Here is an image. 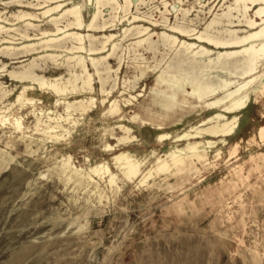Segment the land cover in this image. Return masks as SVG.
<instances>
[{
    "label": "rangeland",
    "instance_id": "374dc122",
    "mask_svg": "<svg viewBox=\"0 0 264 264\" xmlns=\"http://www.w3.org/2000/svg\"><path fill=\"white\" fill-rule=\"evenodd\" d=\"M89 1L71 0L68 6L82 5L85 23L80 33L86 37V49L73 54L41 45L47 39L42 33L55 35L56 28L36 1L0 0V264H264V139L259 136L264 127V77L250 88L248 107L237 114L238 128L226 142L208 135L182 138L216 113H224V106L208 108L187 95L184 98L195 109L178 107L162 126L141 124L152 104L160 110L175 92L181 101L182 89L191 92L188 81L195 76L211 73L243 81L220 70L194 75L180 67L179 47L164 44L161 35L196 42L168 27L184 25L204 32L214 14L222 13L231 0L223 8L222 0H167V7L162 0L139 5L134 1L127 13L105 11L98 21L99 26L106 23L105 30L92 31L86 25L97 9L96 0ZM181 9L189 14L183 15ZM23 13L37 18L23 21L19 19ZM132 16L143 19L131 22ZM66 24L64 18L59 26ZM222 26L229 28L226 21ZM139 27L149 28V33L137 34ZM209 34L225 37L215 30ZM110 35L114 38L104 52L90 54L89 40L101 48ZM143 39L147 41L136 44ZM206 47L213 50V59L223 51ZM78 56L93 76L91 91H83V78H76L82 74L78 59L69 61ZM90 58L101 59L98 73ZM259 71L264 72V63ZM27 74L33 79L22 80ZM176 79L179 83L173 85ZM217 80L211 83L216 85ZM50 85L67 92L57 93ZM223 96L220 91L206 100ZM115 107L120 109L113 112ZM46 125L58 128L52 132ZM195 141L215 142L207 149L209 165L195 162L197 171L188 174L173 167L157 169L160 158L167 159ZM121 153L139 165L138 176H127L124 164L115 163L114 157ZM98 165L108 167L109 173L92 172Z\"/></svg>",
    "mask_w": 264,
    "mask_h": 264
},
{
    "label": "bare ground",
    "instance_id": "6f19581e",
    "mask_svg": "<svg viewBox=\"0 0 264 264\" xmlns=\"http://www.w3.org/2000/svg\"><path fill=\"white\" fill-rule=\"evenodd\" d=\"M34 1L37 2L36 7L38 6L39 10H44L42 12V15L46 18H51L49 20V22L54 24V26L56 28L55 35H49V32H43L42 33V35L46 36L47 39L44 40L43 43H41V45L44 44L46 46V48H49V50L52 48H63L68 53L70 52L73 54L81 53L82 51H84L86 49L84 46V41H85L86 37L82 33H80V31L85 27L83 14H82V5L73 3L72 7H68L69 4L71 3V0H34ZM90 1H92V0H90ZM123 1H124V5H121L117 0H96L97 11L93 14L90 22L86 25L87 29L89 31H92L95 29L96 30L97 29L105 30L106 23H104L102 26L98 25V21L105 11H109V13L118 14L119 11L124 10L123 12L127 13L130 11V8L134 5V1L138 5L145 2V0H123ZM222 1H223V3H222L223 4L222 8H223L226 5L225 3L229 0H222ZM18 2L20 3L21 1H18ZM162 3L164 4L165 7L168 6L167 0H162ZM29 4H31V3H29ZM52 5H55V6H52ZM31 6H33V5H31ZM180 11L183 12V15L187 16V14H189V10H187V9H181ZM60 12H62L60 15L53 16L54 14L60 13ZM166 12H168V11H166ZM144 15H146V14H144ZM214 15H215V17L213 16L214 19L207 25V27H205L206 30L204 32H198L196 30L188 29V28L184 27V25L183 26L174 25V26L168 27L170 32H172L178 36L190 38V40H194L196 42H187L186 40L182 41L177 36L170 35L166 32H163L161 35H162V38L164 39V41L166 42L164 44L168 43V44H170L169 46H171L172 48L173 47H179L180 50L177 52L176 55H177V58L179 60L178 63H180L179 64L180 67L189 68L192 71L191 73H194V75L196 73H199V72L203 73L204 71H210L211 72L212 70H220L223 73H230L231 75L237 74V75H239L240 79L243 81L240 82V81H232V80L222 79V78H219L218 76H212V74L210 72L209 73L211 75L208 73L209 75H207V77H205V78L195 76L193 79H191V81H188L189 84L192 85V91L191 92H189L185 88H183L182 92H181V93H183V95H182L183 99L181 101L178 100V98H177L179 96V94H177V92H175L173 94V97H172L173 100L168 102L169 104L161 105L160 110H158V106H156V104H152L151 107H154V108L151 110H147V112H146L147 118L142 120V123H141L142 125H149L151 122H154V123H157L158 126H162V125H164V123H166V121H168L169 119H172L177 114V108L178 107L189 106L190 109H195L196 106L193 105L192 103L189 104L187 102L188 100L186 98H184V96L187 95V96H191L194 99H197L201 103L204 102L206 104V107H208V108H218V107L224 106V110H223L224 113H221V112L216 113L215 116L209 118L208 120H205L203 122V124L199 125L198 127L192 128L191 131L189 133H186L185 135H183L182 138H198L199 136L201 137L202 135H208V136H211L214 138H223L222 141L226 142V138L231 137L232 135L235 134L236 129L238 128V125H239V123H238L239 122V116L237 114L240 113L242 110H245L248 107V104L250 102V88L252 86H254L260 79H262L264 77V72L260 73V71H259L260 67L262 66V63H264V0H231V2L227 6H225V9L222 10V13H220V14L216 13ZM128 16H130V15H128ZM149 17H150V15H149ZM35 18H37V16L30 14V13H23L21 16H19V19H21L23 21H26L28 19H35ZM64 18H65V20L67 19V24L64 27L66 30H64V28H60V26H59V23ZM115 18L116 17L114 16V19ZM151 18H153V17L151 16ZM139 19H141V18H139L138 16H132L131 22L132 21L133 22L139 21ZM164 21L167 22L169 20L167 18H164ZM223 21L227 22V26H225V27H229V28H224V26H222ZM28 24L31 27L33 26V24H31V23H28ZM166 25L167 24H165V26ZM34 26H35V24H34ZM220 26H221V29L218 28ZM239 27H241V28L238 29ZM139 28L140 29H139V31L137 30L138 31L137 34H143V36H144V35L149 33V28H142V27H139ZM5 29H4V31H5ZM6 30H8V29H6ZM134 30H133V33H134ZM211 30H215L218 33V35H220V36L225 35V37L222 38L219 36L211 35V34H209V31H211ZM0 31L2 32V27H0ZM5 32H7V31H5ZM59 35H62V36L60 37ZM21 36L24 37L23 35H21ZM50 36H52V37H50ZM91 36H88V37L90 38ZM10 38H11V36H10ZM28 38H30V37H28ZM93 38H94V36H93ZM113 38H114L113 35L106 37V41L102 43L101 48H95L93 46L92 40H89L91 42V47L89 46L90 49L88 48L90 51V54L95 55V54H99V53L104 52L106 50V47L109 44L110 40H112ZM144 41H147V40L143 39L142 41L141 40L136 41V44L140 45ZM68 42L71 43L70 46L67 45ZM113 45L114 46H112L113 49H112L111 54H114V50L116 48V44H113ZM205 45L210 46V47L215 48V49L223 50V51L219 52L218 56L213 59V58H211V56L213 54V50L209 49ZM29 46H31V45H29ZM25 48H27V47H25ZM6 49L9 50V47H7ZM10 49H12V48H10ZM20 49H21V47H20ZM29 49H31V48H29ZM29 49H27V50H29ZM15 53L17 54L16 51H15ZM45 55H48V54H45ZM55 56L52 54H49L46 57H50L51 59H53ZM77 59H78L77 66L79 65L82 68V74L80 77L77 76L76 78H78V79L83 78V80H82L83 81V91L86 89L91 91L92 90L93 76L89 72L88 67L85 64V61L83 60V58L81 56L80 57L79 56L78 57H71V58H69V61H73V60H77ZM90 59H91L92 65L96 68V71L98 73L101 59H98V58H90ZM203 59H206V60L204 61ZM102 60H103V58H102ZM34 63H35V61H34ZM31 68H33V67H31ZM183 70H185V69H183ZM237 71H239V72H237ZM102 73H104V72H102ZM13 75L15 76L14 73H13ZM101 76H100V78H101ZM117 78H119V77H117ZM182 78H186V79L190 80L189 77H187V76L182 77ZM214 78L218 79L217 80L218 82L216 85L212 84V83H214L212 81V79H214ZM21 79L22 80L23 79H26V80L29 79V81H30V79H33V75L32 74L23 75V76H21ZM102 79H104V78H102ZM245 79H248V80H245ZM16 80H18V78H16ZM105 81H103V82H105ZM211 81H212V83H211ZM129 82H131V81H129ZM107 83H108V81H107ZM178 83L179 82L176 79L174 81L173 85H177ZM41 85L43 86L46 84H45V82H42ZM81 85H82V83H81ZM133 85H131V86H133ZM185 85H186V83H185ZM50 86L57 93L62 94L63 92H67L66 89H65V91H63V90L59 89L56 85H50ZM116 86H117V84H116ZM262 86H263V92H264V82H263ZM44 88H45V86H44ZM102 89H104V88H102ZM74 91H76V90H74ZM101 91L103 92V90H101ZM220 91L224 92V96L222 98H218V99H215L211 102H207L208 100H206V99H208L209 97L215 96ZM102 92H101V95H102ZM109 92H110V90H109ZM21 93H22V91H21ZM73 93H75V92H73ZM5 96H6V93H5ZM20 100H22V95L18 97V101H20ZM78 103H80V102H78ZM91 103L93 104L94 102L91 101ZM66 106H68V104H66ZM118 108L115 107L113 109V112H117ZM66 109H67V107H66ZM74 109L76 110V108H74ZM74 109H73V111H74ZM88 109L90 111V107ZM110 109H109V111H110ZM67 111L68 110H66V112ZM86 113H84V114H86ZM228 115H230V117H228ZM134 119H136V118L134 117ZM49 121H51V120H49ZM66 121H68V120H66ZM45 124H46V122H45ZM120 127H122V126H120ZM47 128H49L53 132V131H55V129L58 128V126H56V125L55 126H49V127L47 126ZM124 128H125L126 133L130 132L129 128L123 127V129ZM192 132H195V134L192 135L191 134ZM48 136H50V135H48ZM259 136L262 139H264V127H261L259 129ZM177 140H179V139H177ZM214 144H215V142H212V141H207V142L195 141L193 143L190 142V143H188V145L186 146L185 149L177 150V151L171 153L167 159H161L160 158L158 160V163H157V169L162 172V171H169L173 167L177 173H185V174H188V171L190 172V171H192V169H195V171H197V169L194 167L195 162L203 163L204 166H207L210 164L208 162L207 149L210 148L211 146H213ZM238 146H239V144H236L235 150L237 149ZM111 148H113V147H111ZM220 156H221V151L218 150L216 152L215 158L219 159ZM168 159H170L171 163H169ZM114 161L116 164H118V163L124 164L125 174L127 176H129V177L138 176V174L140 172L139 171V165L137 163H134L132 160H130V158L127 154L121 153L119 155H116L114 157ZM250 161L257 162L256 157L250 156ZM104 170H106V172L109 173L108 167H106L105 165H98L92 169V172L100 173L101 171H104ZM75 178H76V176H75ZM89 179H92V177L91 178L89 177ZM114 179H115L114 175H111V177H110V183L111 184L114 183ZM70 183H71V181H70ZM79 188H81V187H79ZM101 203H102V201H101Z\"/></svg>",
    "mask_w": 264,
    "mask_h": 264
},
{
    "label": "crops",
    "instance_id": "0c3cea01",
    "mask_svg": "<svg viewBox=\"0 0 264 264\" xmlns=\"http://www.w3.org/2000/svg\"><path fill=\"white\" fill-rule=\"evenodd\" d=\"M236 133V132H235Z\"/></svg>",
    "mask_w": 264,
    "mask_h": 264
}]
</instances>
